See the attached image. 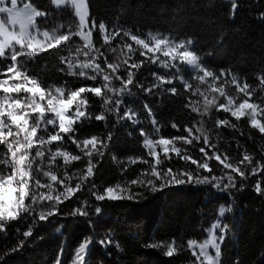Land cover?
I'll return each mask as SVG.
<instances>
[{"label":"snow or ice","instance_id":"6c2138e0","mask_svg":"<svg viewBox=\"0 0 264 264\" xmlns=\"http://www.w3.org/2000/svg\"><path fill=\"white\" fill-rule=\"evenodd\" d=\"M19 2L0 0V233L7 234L13 222L31 220L27 230L22 232L23 239L11 252L20 251L36 224L60 215L64 202L76 198L86 186H90V195L97 202L92 205L97 215L102 213L101 205L105 201L139 200L146 193L185 184L210 185L228 192L235 189L238 182L243 187L245 181L254 178V192L264 197V159H255L246 150L239 157L232 156L228 150L221 152L212 142L211 130L204 126V118H211L215 113V129L238 130L246 121L250 130L248 139H255L252 130L264 139V98L256 95L258 90L264 91V69L255 77L258 89L253 88L247 78L241 80L229 69L217 72L210 68L191 38L151 32L145 35L116 25L109 28L105 22L92 17L88 0H50L54 9L71 8L74 22L66 29L61 25L52 31H42L40 20L48 18L49 10L35 6L31 0L21 8ZM238 7L237 0H231L233 16ZM260 18L264 19V13ZM94 33L101 35V47H96ZM74 38H79L82 44L75 48V55L69 49V56H60L59 71L92 83L74 88L66 84L45 86L32 75L28 64L37 61L41 54L64 50ZM112 45L126 50L123 61L110 62L102 51ZM149 65L164 71L151 72L154 82L145 86L135 76ZM181 66L190 70V76L183 74ZM177 82L183 91L177 87ZM133 86L146 96L156 93L161 98L165 94L186 96L184 107L189 111L188 119L184 123L173 120L170 124L179 134L163 133L148 102H144L143 107L153 131L138 127L139 114L123 100L126 94H132ZM93 97L102 102V110L95 114L91 111ZM113 113L117 124L131 125L129 137L138 133L143 138L146 156L130 157L129 163L147 167L137 178L128 181L127 186L118 183L101 191L93 180L112 132L107 136L93 134L81 138V129L92 121L103 122L107 127ZM192 114L200 119L196 120ZM240 135L245 133L240 131ZM201 144L200 155L194 156L192 149ZM237 147H242L238 141ZM173 157L186 166L174 169ZM76 162L85 164L82 175L80 170L72 172ZM217 170L220 175H216ZM88 208L85 200L67 215L88 217L91 215ZM231 210L220 207L219 218L206 230L207 238L202 243L187 240V250L194 258L192 264H222V248L230 231L229 224L223 223L222 218ZM16 231L20 233V228ZM93 242L105 250L113 245L120 247L107 234L98 241L85 236L75 247L71 264H87V250ZM143 246L161 250L167 257H173L183 248L175 239ZM63 257L62 245L54 264H64ZM261 261H264V252L257 264ZM232 264H242V261L237 257Z\"/></svg>","mask_w":264,"mask_h":264},{"label":"trees","instance_id":"16d2710c","mask_svg":"<svg viewBox=\"0 0 264 264\" xmlns=\"http://www.w3.org/2000/svg\"><path fill=\"white\" fill-rule=\"evenodd\" d=\"M31 2L49 10L48 18L40 20L41 30L52 31L61 25L66 29L74 22L72 12L63 8L54 9L50 0ZM237 2L239 7L233 16L231 2L227 0H88L92 17L98 22H105L109 28L116 25L143 33L191 38L198 54L210 68L217 72L229 69L241 80L247 78L252 87L258 89L259 82L255 77L264 69V19L260 18V14L264 13V0ZM94 37L96 47H101V35L94 33ZM71 45L58 52L41 54L37 61L30 62L28 68L32 75L45 86L66 84L74 88L82 83L91 84V81L60 73V56H67ZM102 51L109 61L116 62L120 48L112 45ZM154 71L160 70L149 65L137 72L135 79L148 86L154 82L151 76ZM182 72L186 77L190 76L187 68L182 67ZM115 86H120L118 81ZM177 87L183 91L179 82ZM131 93L126 94L123 100L127 107L139 114L141 124L138 127L142 126L150 133L153 131L143 107L144 102H148L163 133L169 136L179 134L170 124L173 120L184 123L188 119L189 111L184 107L186 96L172 97L165 94L161 98L159 93L146 96L135 86ZM256 95L264 98V91L258 90ZM92 99L91 111L95 114L102 110V102L94 97ZM215 118V113L211 118L205 117L204 126L211 130L212 142L221 152L228 150L232 156L239 157L246 150L255 159H264V139L255 130H252L255 139H248L250 130L246 121L240 124L238 130H217ZM195 119L199 120L200 117L195 116ZM130 128L127 122L117 124L113 113L109 116L107 127L103 122L92 121L81 129V138L93 134L107 136L109 131L112 132L111 142L93 180L101 191L104 187H115L118 183L127 186L128 181L137 178L141 170L147 167L129 163L130 157L146 156L143 138L138 133L129 137L127 133ZM240 131L245 135L241 136ZM237 141L241 148L237 147ZM200 146L203 145L192 149L194 156L200 155ZM212 163L216 162L213 160ZM171 166L179 169L186 165L173 157ZM191 167L194 169L195 165ZM84 168V163L76 162L72 172L80 170L79 174L82 175ZM216 175H220L219 170ZM254 184L255 179L250 178L244 182L243 187L238 182V186L228 192L210 185L170 186L155 193H146L139 200L105 201L101 205L103 211L100 215L95 214L92 205L97 202L90 195V186H86L77 193L76 198L64 202L60 215L36 224L32 236L27 238L20 251L10 250L23 239L22 232L27 230L30 219L13 222L7 234L0 233V264H54L62 245L66 264L85 236L98 241L105 234L110 235L120 247L117 249L113 245L105 250L93 242L87 250V264H192L194 258L187 250L186 242L189 239L198 242L205 238L206 230L219 217L221 206L232 209L222 218L223 223L230 226L228 241L222 248V264H232L237 257L242 264H257L260 254L264 252V197L254 192ZM85 200L89 204L90 216L67 215ZM17 228H20V233H17ZM172 239L183 246L173 257L165 256L161 250L143 246L154 241Z\"/></svg>","mask_w":264,"mask_h":264},{"label":"rangeland","instance_id":"374dc122","mask_svg":"<svg viewBox=\"0 0 264 264\" xmlns=\"http://www.w3.org/2000/svg\"><path fill=\"white\" fill-rule=\"evenodd\" d=\"M227 1H229V2H231V0H227ZM27 2H29L28 0H20V2L18 3V7H23V4L24 3H27ZM63 8V7H62ZM63 9H65V10H67V11H70V12H72V14H73V10L71 9V8H63ZM74 16V15H73ZM43 31V30H42ZM148 33H145V35H147ZM153 34H160V33H153ZM161 35H163V34H161ZM82 44V41H80L79 40V38H76V40L74 41V43L69 47V49L71 50V54L72 55H75V48L77 47V46H79V45H81ZM119 53H118V56H117V58H115V61L117 62V61H123V59H125V54H126V50H121L120 49V51H118ZM69 51H68V54H67V56H69ZM111 62V61H110ZM154 66V65H153ZM154 67H156V66H154ZM181 67H183V66H181ZM161 72H163L164 70L163 69H159ZM189 70V69H188ZM190 71V70H189ZM122 187H124V186H122ZM218 216H219V211H218ZM219 218V217H218ZM215 222V221H214ZM213 222V223H214ZM212 224V223H211ZM211 226V225H210ZM210 228V227H209ZM208 228V229H209ZM207 229V230H208ZM207 231H206V236H205V238L203 239V240H201V241H198V243H202L206 238H207ZM73 255H74V250H73V252H72V256H71V259H70V261L68 262V263H66V264H71V261H72V258H73Z\"/></svg>","mask_w":264,"mask_h":264}]
</instances>
